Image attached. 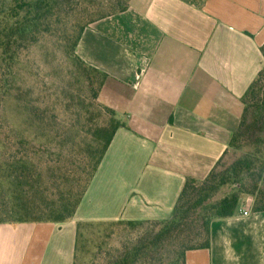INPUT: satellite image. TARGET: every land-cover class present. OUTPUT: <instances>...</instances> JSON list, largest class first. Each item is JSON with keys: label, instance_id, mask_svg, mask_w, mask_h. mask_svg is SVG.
Returning a JSON list of instances; mask_svg holds the SVG:
<instances>
[{"label": "crops", "instance_id": "0c3cea01", "mask_svg": "<svg viewBox=\"0 0 264 264\" xmlns=\"http://www.w3.org/2000/svg\"><path fill=\"white\" fill-rule=\"evenodd\" d=\"M263 45L264 0H130L89 25L77 54L107 75L99 101L123 126L72 220L0 223V264H75L82 222L169 219L229 148ZM240 207L186 264H264V212Z\"/></svg>", "mask_w": 264, "mask_h": 264}, {"label": "trees", "instance_id": "16d2710c", "mask_svg": "<svg viewBox=\"0 0 264 264\" xmlns=\"http://www.w3.org/2000/svg\"><path fill=\"white\" fill-rule=\"evenodd\" d=\"M70 1L0 0V135L6 137L0 157V223L72 220L123 126L116 113L99 101L107 75L87 65L77 49L89 25L126 11L130 0L86 11L85 24L68 28L61 6ZM55 38L63 45L64 59L76 69L75 76L68 70L54 93L42 97L36 81L28 85L26 69L32 51ZM261 52L264 57V45ZM88 85L93 87L89 90ZM11 102L19 119L28 114L31 127L41 130L50 144L58 145L53 153L56 159H42L52 153L37 144L38 134L34 141H28L16 129L18 125L3 120V110ZM242 104L241 124L229 148L205 180L187 179L169 219L111 222L129 226L151 223L152 228L109 264H186L189 251L210 248L212 222L232 217L241 204V193L255 197L253 212H264V67ZM246 146L254 151L226 160L231 151ZM226 187L234 192L217 199ZM104 223L78 224L75 264L82 228ZM195 239L199 243L194 244ZM170 247L171 257L167 253Z\"/></svg>", "mask_w": 264, "mask_h": 264}, {"label": "rangeland", "instance_id": "374dc122", "mask_svg": "<svg viewBox=\"0 0 264 264\" xmlns=\"http://www.w3.org/2000/svg\"><path fill=\"white\" fill-rule=\"evenodd\" d=\"M113 1L116 2L117 0H71L68 5L64 4L61 6V12L65 17L66 25L70 28L77 24H85L88 20V14L85 13L88 11L100 7L107 8ZM62 49L63 45L60 44L56 38L48 39L38 48L34 49L29 58L26 69V79L29 83L28 85L36 81L42 93V97L54 93L57 86L65 81V75L68 73V70H71L73 76H75L76 69L70 66V63L64 59L62 56ZM88 87L90 90L93 86L88 85ZM89 90L84 89L83 91L88 94ZM2 118L4 121L9 119L11 122L13 121L15 125H18L20 128L17 127L16 129L21 131L28 141H34L38 134L39 139L37 140V144H43L48 154L52 153L53 155V153L58 151L56 148L58 145L50 144L41 130L37 132L34 130L35 128L31 127L28 114L25 113V116L19 119L14 103H8L5 106ZM5 138V135H0V157L4 152ZM28 151L30 153L31 149H28ZM252 151H254V148L251 146H246L237 152L231 151L226 160L231 161V159L240 156L241 153ZM52 155H44L42 159H56V156ZM233 192L234 189L226 187L219 192L217 199L230 195ZM240 198L242 205L249 208L253 207L255 201L253 195L241 193ZM151 226V223L129 226L128 224L112 225L111 222H106L102 225H87L83 227L79 238L76 264H109L118 255L123 254L126 248L132 247L137 241L144 237L147 232L151 230ZM197 243H199V240L195 239L194 244ZM172 249L173 248L170 247V250L168 249L167 252L170 253L168 254L170 257L173 255ZM146 263L150 264L148 261Z\"/></svg>", "mask_w": 264, "mask_h": 264}, {"label": "built area", "instance_id": "2783aa9c", "mask_svg": "<svg viewBox=\"0 0 264 264\" xmlns=\"http://www.w3.org/2000/svg\"><path fill=\"white\" fill-rule=\"evenodd\" d=\"M236 213L239 214V215H245V216L249 215V211L244 210L241 207L237 209Z\"/></svg>", "mask_w": 264, "mask_h": 264}]
</instances>
